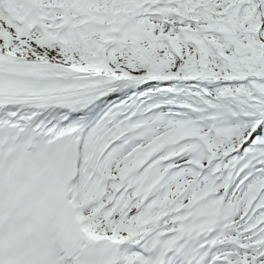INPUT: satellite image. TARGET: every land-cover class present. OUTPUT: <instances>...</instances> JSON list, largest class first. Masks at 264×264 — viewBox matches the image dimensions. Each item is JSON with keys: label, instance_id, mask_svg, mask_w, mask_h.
Returning <instances> with one entry per match:
<instances>
[{"label": "snow or ice", "instance_id": "obj_1", "mask_svg": "<svg viewBox=\"0 0 264 264\" xmlns=\"http://www.w3.org/2000/svg\"><path fill=\"white\" fill-rule=\"evenodd\" d=\"M21 153L42 264H264V0H0Z\"/></svg>", "mask_w": 264, "mask_h": 264}, {"label": "clouds", "instance_id": "obj_2", "mask_svg": "<svg viewBox=\"0 0 264 264\" xmlns=\"http://www.w3.org/2000/svg\"><path fill=\"white\" fill-rule=\"evenodd\" d=\"M38 161L21 153L0 161V264H42L43 250L33 241L52 231L57 219L44 207ZM14 218L10 223L9 219Z\"/></svg>", "mask_w": 264, "mask_h": 264}]
</instances>
